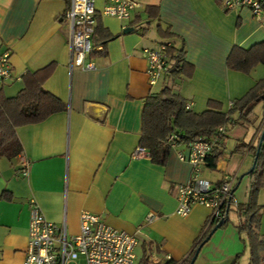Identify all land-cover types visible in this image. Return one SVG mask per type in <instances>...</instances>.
<instances>
[{"label":"crops","instance_id":"obj_1","mask_svg":"<svg viewBox=\"0 0 264 264\" xmlns=\"http://www.w3.org/2000/svg\"><path fill=\"white\" fill-rule=\"evenodd\" d=\"M137 1L141 6L129 21L97 16L96 29L101 25L112 37L105 44L97 42L95 30L94 42L103 50L92 54L93 69H81L70 68L71 30L63 16L71 0H0V51L10 53L12 72L0 88L14 97L23 87V74L51 65L43 86L66 105L40 123L16 128L30 162L26 176L18 171L17 156L0 158V264L24 260L31 199L46 220L65 224L69 234L79 232L84 210L137 234L136 264L142 257L151 264L180 262L208 222L210 211L201 205L186 216L175 213L178 187L193 176V166L177 155L187 154V145L170 146L165 165L152 163L149 152L139 146L144 100L159 91L148 82L143 49L166 41L184 47L192 74H168L161 87L182 96L194 113L227 112L264 78L263 64L249 74L226 65L234 46L248 49L264 41V16L258 19L248 8L227 12L220 0ZM104 4L95 0L96 10ZM148 6L157 8V18L148 16ZM158 25L171 37L161 35ZM262 116L250 139L252 121L232 124L219 144L222 157L216 167L205 162L198 176L219 183L226 174H247L264 108ZM242 143L247 148L234 151ZM137 148L144 154L135 157ZM249 185L238 203L247 201ZM257 203L262 207L258 233L264 238V187ZM150 213L154 218L146 223ZM233 215L234 222L211 235L194 264H250L245 234L237 228L244 217L236 211Z\"/></svg>","mask_w":264,"mask_h":264},{"label":"built area","instance_id":"obj_2","mask_svg":"<svg viewBox=\"0 0 264 264\" xmlns=\"http://www.w3.org/2000/svg\"><path fill=\"white\" fill-rule=\"evenodd\" d=\"M222 7L228 11L248 8L256 18L264 16V0H220ZM137 0H105L100 12L96 10L95 0H71L63 18L71 30L70 68L93 69L91 56L103 50L101 44L94 42V35L99 14L114 17L121 21H129L133 12L140 7ZM174 47L172 41L160 43L155 48H144L143 55L147 62L146 74L150 86H155L172 72L173 60L169 49ZM10 53L0 51V86L12 79L9 62ZM190 104H186L189 109ZM233 103L230 104V107ZM228 128L219 126L211 134L191 141L187 145L188 153L177 151L178 158L193 166L191 180L178 187L177 208L179 216L188 215L194 206L201 205L209 209L208 222L223 221L230 209L237 210L239 203L235 199L233 187L237 182L235 174H226L222 182H210L198 176L201 165L225 138ZM177 136H169L171 147L176 146ZM20 152L18 171L24 177L29 172L30 162ZM144 154L137 148L135 157ZM30 217L28 224V242L25 257L21 264H136L138 237L135 233L119 230L106 223L105 218L89 211L80 213V230L77 234H69L66 225L46 220L36 200L29 202ZM227 211V212H226ZM154 214L146 217L151 223Z\"/></svg>","mask_w":264,"mask_h":264},{"label":"trees","instance_id":"obj_3","mask_svg":"<svg viewBox=\"0 0 264 264\" xmlns=\"http://www.w3.org/2000/svg\"><path fill=\"white\" fill-rule=\"evenodd\" d=\"M147 12L151 18L158 17L156 7L148 6ZM157 28L164 37H171V35L161 29L160 25ZM111 37L109 32L101 25L97 26V42L105 44ZM169 53L173 60L171 73L175 76H190L193 66L185 60L184 47L174 46L169 49ZM258 64L264 65V41L255 43L248 49L234 46L226 59L228 69L239 71L243 74H249ZM52 70L53 66L50 65L34 72L23 74L21 78L23 87L20 88L21 90L14 97L6 96L4 90L0 88V158L12 159L22 151V144L16 128L27 124L35 125L46 120L54 113L66 110V105L43 86L46 79L51 75ZM260 102H264V78L257 81L243 97L235 100L233 106L227 112L205 110L202 113H194L186 108V100L182 96L164 85L159 91L152 93L144 100L139 146L149 152L152 163L165 165L170 151L168 139L171 134L177 136L176 143L188 144L191 141L211 134L221 125L230 127L237 121L250 123L254 108ZM209 105H213V103L209 102ZM263 128L264 123L261 131H263ZM261 131L257 144L250 149L253 161L262 134ZM218 147L219 145L206 158L208 167L211 169L216 167L217 162L222 157V152ZM242 147L247 148V144H238L234 151L241 152ZM246 175L250 179L248 199L246 202L239 203L237 210H235L238 215L244 217V220L237 225V228L245 234L243 242L249 252L250 264H264V238L258 233L262 207L257 203L258 192L261 187H264V139L255 167L253 171L244 174V176ZM237 186L238 184L236 183L233 190ZM231 211L234 210L230 209L228 211V215L223 219V224L220 228L228 224ZM217 223H206L198 239L195 240L183 260L180 262L168 260L165 264H189L196 250L204 243V239ZM138 264L151 263L147 258L142 257ZM235 264H238V260Z\"/></svg>","mask_w":264,"mask_h":264},{"label":"rangeland","instance_id":"obj_4","mask_svg":"<svg viewBox=\"0 0 264 264\" xmlns=\"http://www.w3.org/2000/svg\"><path fill=\"white\" fill-rule=\"evenodd\" d=\"M169 80H166L165 83L168 84ZM161 84H162V81L155 85L154 86V91L158 90L161 88ZM263 108H264V102H261L259 104H257V106H255L254 108V114H253V117H252V122H251V133H250V136L248 137V139H250L252 137V135L254 134V132H256V128L261 124V122L263 121ZM240 177V176H239ZM239 179V178H238ZM238 179H237V184L238 186L236 187L235 189V192H234V196H235V199H242V196L245 195V191H246V185H249V178L248 176H244L238 183ZM247 199L244 197V200ZM234 212L235 211H231L230 212V216H229V223L231 222H234Z\"/></svg>","mask_w":264,"mask_h":264},{"label":"water","instance_id":"obj_5","mask_svg":"<svg viewBox=\"0 0 264 264\" xmlns=\"http://www.w3.org/2000/svg\"><path fill=\"white\" fill-rule=\"evenodd\" d=\"M261 132H262V134H261L260 140H259V142H258V146H257V150H256V156H255V159H254V161H253V164H252L251 168L248 170L247 173H249L250 171H253V169H254V167H255V164H256V161H257V159H258L259 151H260V148H261V145H262V141H263V139H264V128H263V131H261ZM242 178H243V175L240 176L239 181H240ZM238 183H239V182H238ZM234 190H235V188H234ZM234 190H233V191H234ZM222 224H223V221H219V222L214 226V228L210 231L209 235L204 239V243L207 242L208 240H210L211 235H212V234H213L218 228H220V227L222 226ZM204 243H203V244H204ZM203 244H202V245H203ZM202 245L196 250V252H195L194 256L192 257V259L190 260L189 264H194V262H195V260H196V258H197V256H198V252H200V249H201Z\"/></svg>","mask_w":264,"mask_h":264}]
</instances>
